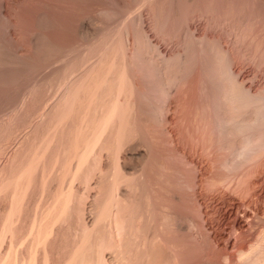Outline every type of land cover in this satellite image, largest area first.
I'll list each match as a JSON object with an SVG mask.
<instances>
[{
    "label": "rangeland",
    "instance_id": "obj_1",
    "mask_svg": "<svg viewBox=\"0 0 264 264\" xmlns=\"http://www.w3.org/2000/svg\"><path fill=\"white\" fill-rule=\"evenodd\" d=\"M259 1L0 0V143L6 152L0 149V168L10 165L20 140L26 145L36 136L40 113L46 107L48 114L64 94L62 81L70 86L105 53L104 60L124 65L119 71L125 68L133 80L128 78V87L134 95L121 97L133 108L131 114L127 108L129 141H123L120 158L132 167L145 155L132 205L144 210L137 227L160 239L138 243L128 264H146L151 253L157 264H264V0ZM109 147L100 154L103 174L97 168L85 190L83 221L89 229H95L111 185ZM32 188L22 214L25 226L39 198ZM5 200L0 198L1 214ZM61 233L51 244L55 254L50 248L55 263L72 249L70 233ZM105 260L120 264L110 251Z\"/></svg>",
    "mask_w": 264,
    "mask_h": 264
},
{
    "label": "bare ground",
    "instance_id": "obj_2",
    "mask_svg": "<svg viewBox=\"0 0 264 264\" xmlns=\"http://www.w3.org/2000/svg\"><path fill=\"white\" fill-rule=\"evenodd\" d=\"M112 50H114L113 46ZM118 54L117 52L116 55ZM104 55L106 54L104 53L102 57L106 59ZM104 59L101 60L102 62H98L97 65L90 67L81 78L70 86L67 85L66 81H62L61 85L64 84V86L61 87L64 89V94L60 100L54 103L55 105L48 114H46V107L44 110L42 109L43 112L40 113L41 124L38 123V127L35 125L38 128V135L35 134L36 136L33 137L32 141L30 140L32 138L27 142L25 141L26 145H23L24 141L22 142L20 140L22 142H18L20 148L10 158V165L4 167L2 164L3 167L0 168V198L2 197V200L5 198L7 200L5 202L8 203L3 207L2 214L0 211V264H106L105 253L107 251L113 253L120 264H128L131 257L134 256H131V254L136 253L135 248L140 246L138 243H141L144 239L149 240V243L150 241L154 242V239L157 238H154V235L151 236L152 234H148L149 231L145 234L144 230L146 229L142 230V232L137 227L136 223L137 221L139 222L138 219L144 210L142 212L139 208L135 210L132 205L136 202L134 198L139 196L134 197L135 194L133 195L132 193V190L134 191L136 189H133V186L136 185V183L134 184L135 178H137L135 174L139 171L138 168L140 167V162H143L142 159L145 160V155L140 153L138 163L132 167H128V163H125V157H121L124 162L120 158V154L123 153L121 150L123 141L128 136L127 134H129V132L126 134V130L129 128H127L129 123H126V113L131 107L130 105L128 108V104L124 105L126 102L123 103L121 97L127 96L132 91L128 87V78L131 75L127 74L125 68L119 71L124 65L119 68L122 64L118 67L117 64L110 63L111 61L108 63V60L106 61ZM124 63L126 64V62ZM127 68L126 70H128ZM148 69L151 71L150 67ZM129 79L132 80L131 78ZM149 79L151 82V78ZM158 81H161V79ZM131 83L133 82H130L129 85ZM153 83L151 87H154ZM156 83L155 87L157 85ZM149 84H146V86H149ZM153 87L151 89H154ZM133 93L135 92L132 91ZM128 97L131 98V96ZM146 103L148 102L146 101ZM131 108H133V105ZM129 113L131 114L130 109ZM129 116L128 114L127 117ZM29 125L32 127L33 123L31 122ZM15 139L17 142L18 138L16 137ZM125 141H129V139ZM109 146L114 147L111 148L114 149V167H112L114 170L113 175L109 176L111 185L109 186L110 189L107 197L102 202L103 204L100 207L98 216L94 219L96 227L95 224H92V227L94 226L95 229H89L86 226V222L83 221V218H85L83 217V212L85 211L83 204L86 201L85 195L87 194L85 190L89 189L91 176L100 166L101 152L107 150V147L110 148ZM1 150L3 151V148ZM129 159L131 160V158ZM25 160L26 162L23 163ZM131 161L133 162V160ZM10 166L13 167V170H16L14 172L15 175L13 172H9L11 171ZM98 170L100 171L101 167ZM109 170L110 168H108ZM100 172V174H103L102 171ZM141 172H144V170ZM107 173L106 171V176ZM77 183L80 186L79 189L75 188V184ZM33 186L38 189L39 198H37V202L32 207L31 219L25 226L22 214H25L23 210L27 209L25 208L27 205V197ZM35 187L32 189H35ZM81 188L84 192H81ZM137 193L140 192L138 191ZM63 230H67L73 238L72 249L68 253L67 258L63 261L61 260L62 262L59 263L57 260V263H55L56 261L54 262L51 257L52 251L53 253L55 251L52 246H55L57 237L60 234L62 236L61 232ZM147 234L150 236H147ZM125 241H129L128 244L125 243L127 246L123 245ZM142 245L139 248L144 246ZM150 246L153 247L151 244ZM50 248H52V251ZM150 255L146 254L147 262L149 264H157V256L154 260V257L151 255V258Z\"/></svg>",
    "mask_w": 264,
    "mask_h": 264
}]
</instances>
